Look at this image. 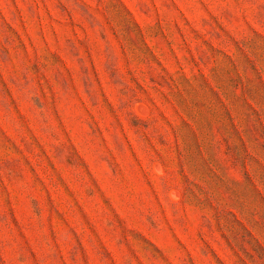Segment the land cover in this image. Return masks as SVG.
Returning a JSON list of instances; mask_svg holds the SVG:
<instances>
[{"label": "rangeland", "instance_id": "rangeland-1", "mask_svg": "<svg viewBox=\"0 0 264 264\" xmlns=\"http://www.w3.org/2000/svg\"><path fill=\"white\" fill-rule=\"evenodd\" d=\"M0 264H264V0H0Z\"/></svg>", "mask_w": 264, "mask_h": 264}]
</instances>
